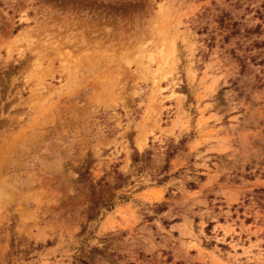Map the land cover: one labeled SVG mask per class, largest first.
I'll use <instances>...</instances> for the list:
<instances>
[{
    "label": "rangeland",
    "instance_id": "1",
    "mask_svg": "<svg viewBox=\"0 0 264 264\" xmlns=\"http://www.w3.org/2000/svg\"><path fill=\"white\" fill-rule=\"evenodd\" d=\"M0 264H264V0H0Z\"/></svg>",
    "mask_w": 264,
    "mask_h": 264
}]
</instances>
